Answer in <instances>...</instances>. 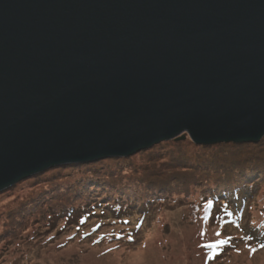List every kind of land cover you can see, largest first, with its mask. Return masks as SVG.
Here are the masks:
<instances>
[{
  "label": "water",
  "instance_id": "1",
  "mask_svg": "<svg viewBox=\"0 0 264 264\" xmlns=\"http://www.w3.org/2000/svg\"><path fill=\"white\" fill-rule=\"evenodd\" d=\"M184 134L264 137V0H0V192Z\"/></svg>",
  "mask_w": 264,
  "mask_h": 264
},
{
  "label": "rangeland",
  "instance_id": "2",
  "mask_svg": "<svg viewBox=\"0 0 264 264\" xmlns=\"http://www.w3.org/2000/svg\"><path fill=\"white\" fill-rule=\"evenodd\" d=\"M184 137L127 158L51 168L0 192V264H264V137L208 147ZM223 192L231 194L216 196ZM212 193L214 203H202ZM94 196L103 204L90 211L93 218L36 232L42 204L52 202L65 217L64 209ZM236 196L246 202L243 209L228 206ZM217 202L225 211H215L220 218L210 211ZM107 203L133 216L132 227L136 214L146 215L139 230L127 229L136 231L133 241L113 239L123 228L96 215Z\"/></svg>",
  "mask_w": 264,
  "mask_h": 264
},
{
  "label": "trees",
  "instance_id": "3",
  "mask_svg": "<svg viewBox=\"0 0 264 264\" xmlns=\"http://www.w3.org/2000/svg\"><path fill=\"white\" fill-rule=\"evenodd\" d=\"M174 141H176V140H174ZM179 142V141H178ZM215 146V145H214ZM200 147V146H199ZM104 160H106V159H104ZM102 160H99V161H97V162H92V163H98V162H101ZM92 163H86V164H80V165H82V166H84V167H88L90 164H92ZM163 164V163H162ZM73 165V164H72ZM75 165V164H74ZM67 166H69V165H67ZM40 175V174H39ZM38 175V176H39ZM36 177V176H35ZM34 178V177H33ZM225 178H228L227 176H224V175H222V179L224 180ZM229 179V178H228ZM234 189H232V191H233ZM78 191V193H80L81 192V190L79 189V190H77ZM104 192H106V191H104ZM229 194H231V193H226V192H223L221 195H219V194H217L216 195V193H212V194H210V196L209 197H202V203H207V202H209L210 201V198L212 197V196H226V195H229ZM236 195V194H235ZM95 197V196H94ZM96 197H95V199H81V201L79 202V203H77V205L74 207V208H72V207H67L66 209H64V211H66V213H65V217H60V212H57L56 211V209L52 206V202H50V203H46V204H42L44 207V211H43V217H42V219H41V221H42V224H43V226H40V222H33L32 224H34V226H37V227H35V230H36V232H38L39 234H40V232H41V228L42 229H44L45 231H44V234L45 233H48V232H50V231H53L54 230V228L57 226V225H55V224H57L59 221H62V222H65V224H68L70 221H72V220H75V219H78V221H81V222H86V221H88V219H90V218H93V217H91V215L92 214H90V211H92L93 212V210H97V208H95L94 209V206L96 205V204H98L99 206H101L103 203H98V202H96ZM95 200V201H94ZM162 201H166V197H164V199H162L161 201H159V202H162ZM235 201H236V203H232V202H229L228 203V206L230 205V204H232L233 205V207H236L237 209L236 210H239L240 208L241 209H243L245 206H246V202L245 201H243V199H239V197L238 196H236L235 197ZM238 201V202H237ZM210 202H212V203H214L213 202V200L212 201H210ZM151 203L152 204H154L155 203V200L153 199V201H151ZM216 204V205H215ZM215 204H213L212 205V208H210V211H212L213 213V216L214 217H218V218H220L219 217V215H218V212H215V211H220V215L221 216H223L225 213V211L224 212H221L222 211V207H221V205H222V203L221 202H217V203H215ZM69 206V205H68ZM116 206V208H110V204L109 203H107V207H105V209H103V210H101L102 212V214L100 215V214H96L98 217H102V216H104V217H102V218H105V219H111V221H113L115 224H117L118 226H120V227H122L123 229H120V231H118V232H115V233H113L114 235H115V238L112 236V238L113 239H116V240H120V239H129V240H131V241H133L134 239H133V235H131L130 233H132V232H136V231H134V229L133 230H127V229H130V227H132V219H133V216H129V215H124L123 216V213H121V211L122 210H124L125 211V209H123V207H119L120 206V204H118V205H115ZM228 206H226L228 209H229V207ZM108 208V209H107ZM235 210V209H234ZM227 212V211H226ZM235 212V214L238 216V214H239V212H236V211H234ZM121 213V215L119 216V214ZM140 213V212H139ZM108 214H110V216L108 217ZM129 216V217H128ZM136 216L138 217L137 218V220L135 221V223L133 224V227L132 228H134L135 227V229H137V230H139L140 228L139 227H141L142 226V224H143V222L145 221V216L146 215H144V214H142V213H140L139 215H137L136 214ZM131 220V221H130ZM99 227H100V224H96L94 227H93V230H98L99 229ZM27 229V228H26ZM125 230V231H124ZM127 230V231H126ZM26 232V231H25ZM27 232L25 233V235L23 236V238H22V240H26V239H28L27 237ZM110 236V235H109ZM101 237L102 238H105V237H107L106 235H101ZM252 238V237H251ZM111 239V236L109 237V239L108 240H110ZM112 239V240H113ZM253 240H256V241H259V239H254V238H252ZM114 241V240H113ZM220 243L221 242H224V241H219ZM260 242V241H259ZM215 244H216V242H215ZM229 244V246H230V243H227L226 241L223 243V248H225L227 245ZM260 245H261V243H259ZM228 246V247H229Z\"/></svg>",
  "mask_w": 264,
  "mask_h": 264
},
{
  "label": "bare ground",
  "instance_id": "4",
  "mask_svg": "<svg viewBox=\"0 0 264 264\" xmlns=\"http://www.w3.org/2000/svg\"><path fill=\"white\" fill-rule=\"evenodd\" d=\"M99 161V160H98ZM95 162H97V161H95ZM90 163H92V162H90ZM85 164V163H84ZM67 165V164H66ZM26 180V179H25ZM24 181V180H23ZM13 187V186H12ZM11 188V187H10ZM10 188H8V189H10ZM7 190V189H6ZM74 194V193H73Z\"/></svg>",
  "mask_w": 264,
  "mask_h": 264
},
{
  "label": "snow or ice",
  "instance_id": "5",
  "mask_svg": "<svg viewBox=\"0 0 264 264\" xmlns=\"http://www.w3.org/2000/svg\"><path fill=\"white\" fill-rule=\"evenodd\" d=\"M262 247H264V246H262Z\"/></svg>",
  "mask_w": 264,
  "mask_h": 264
}]
</instances>
